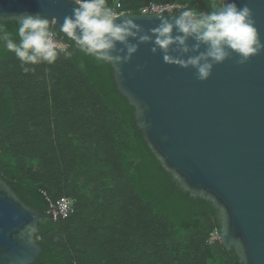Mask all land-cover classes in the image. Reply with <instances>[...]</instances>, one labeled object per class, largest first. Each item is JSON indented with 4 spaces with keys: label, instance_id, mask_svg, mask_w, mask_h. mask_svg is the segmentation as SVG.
<instances>
[{
    "label": "trees",
    "instance_id": "1",
    "mask_svg": "<svg viewBox=\"0 0 264 264\" xmlns=\"http://www.w3.org/2000/svg\"><path fill=\"white\" fill-rule=\"evenodd\" d=\"M118 2L107 0L139 15L151 4L210 11L212 0ZM0 24L14 31V22ZM57 40L66 49L56 62L26 65L28 73L0 46V179L41 211L32 264H239L233 249L208 243L220 229L218 211L163 169L112 67L61 32ZM62 197L75 201L74 212L55 221L49 202Z\"/></svg>",
    "mask_w": 264,
    "mask_h": 264
},
{
    "label": "water",
    "instance_id": "2",
    "mask_svg": "<svg viewBox=\"0 0 264 264\" xmlns=\"http://www.w3.org/2000/svg\"><path fill=\"white\" fill-rule=\"evenodd\" d=\"M235 2L252 10L264 42V0ZM74 7L73 0H0V22L40 14L52 21L58 41V26ZM178 12L127 15L147 31L159 24L157 16ZM150 48L141 44L118 66L120 72L112 68L116 90L134 109L135 124L163 169L188 197L218 211L225 251L233 249L239 264H264V50L243 64L232 53L200 81L191 67L166 64ZM40 213L0 179V264L38 260L41 248L34 237ZM26 224L36 231L24 232Z\"/></svg>",
    "mask_w": 264,
    "mask_h": 264
},
{
    "label": "clouds",
    "instance_id": "3",
    "mask_svg": "<svg viewBox=\"0 0 264 264\" xmlns=\"http://www.w3.org/2000/svg\"><path fill=\"white\" fill-rule=\"evenodd\" d=\"M73 3L77 7L63 18L59 32L79 52L111 66L115 72L121 71L118 66L128 63L141 44H150L152 54L159 51L166 64L191 67L200 81L208 79L213 66L232 53L243 64L264 50L252 10L247 4L238 6L235 0H212L210 11L177 5L181 8L178 14L157 16L159 24L147 31L130 15L115 11L107 0H73ZM11 21L14 31L0 24V46L14 53L24 73L34 70L26 65L56 62L59 53L52 21L28 13L15 15ZM35 231L33 224L24 226L29 235Z\"/></svg>",
    "mask_w": 264,
    "mask_h": 264
},
{
    "label": "built area",
    "instance_id": "4",
    "mask_svg": "<svg viewBox=\"0 0 264 264\" xmlns=\"http://www.w3.org/2000/svg\"><path fill=\"white\" fill-rule=\"evenodd\" d=\"M116 8H120V3L118 0H115ZM119 5V7H117ZM176 10L180 11L181 8L171 5H148L145 7L141 13H157L162 14L164 12H175ZM125 14V13H123ZM57 50L65 51L66 47L59 41H56ZM75 201L72 198L62 197L55 202H49V209L53 207L54 209L48 210L47 213L50 214L53 220H65L74 212ZM219 241L218 233H214L210 238L208 243L213 244Z\"/></svg>",
    "mask_w": 264,
    "mask_h": 264
}]
</instances>
